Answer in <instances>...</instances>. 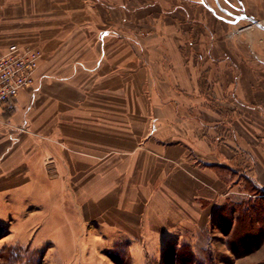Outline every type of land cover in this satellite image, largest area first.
<instances>
[{
  "label": "crops",
  "instance_id": "1",
  "mask_svg": "<svg viewBox=\"0 0 264 264\" xmlns=\"http://www.w3.org/2000/svg\"><path fill=\"white\" fill-rule=\"evenodd\" d=\"M125 1L0 0V50L17 43L43 52L35 85L0 122V199L5 191L14 198L40 191L76 202L83 215L96 208L99 230L112 237L180 241L202 256L227 202L262 199L243 189L241 153L225 146V128L232 120L241 132L244 117L227 105L228 95L235 90L253 104L257 88L242 80L239 89L227 87L226 74L210 65L203 72L197 56L162 54L165 40L180 48L196 38L195 27L183 30L179 19L169 38L157 25L152 44H135L122 32L129 25L113 21L131 13L115 7ZM164 1L134 10L194 14L180 4L190 0H172L168 9ZM205 76L216 79L210 89L218 102L200 85ZM229 105L236 117L229 118ZM249 153L255 161L245 178L264 191V154ZM86 222L93 232L95 223Z\"/></svg>",
  "mask_w": 264,
  "mask_h": 264
},
{
  "label": "rangeland",
  "instance_id": "2",
  "mask_svg": "<svg viewBox=\"0 0 264 264\" xmlns=\"http://www.w3.org/2000/svg\"><path fill=\"white\" fill-rule=\"evenodd\" d=\"M150 2L151 0H126L125 3L115 4V7L123 9L127 6L131 8L129 15L121 17L117 13L113 18L114 22L122 21L129 25L128 30L126 25L124 26V36L136 42L135 44H148L155 39L156 35L152 31L154 26H162V37L165 39L169 38V31L172 30L175 20L181 21L183 30L188 28L184 27V24L190 23L189 28L195 27L196 38L183 42L180 48H173L171 41L165 40L167 45L162 47V54L172 53L176 49L178 54L197 56L200 58L197 66L201 67L203 72L210 65L216 66L226 74L227 87L234 86L239 89L238 81L240 83L242 80L245 88H257V101L253 104L240 101L235 90L230 92L228 100L226 99L227 105L234 104L237 115L244 117L237 123L241 132L233 126L232 120V127L225 128L227 151L231 149L229 151L241 153L243 189L254 198H262L257 199L255 217L249 218L253 225L249 227V222L247 225L241 222V210L247 204L255 202H227L215 216L209 239L212 245L204 250L202 256H198L190 245L180 241L174 244L169 242L164 246L165 242L162 245L149 241L135 242L101 232L98 228L99 219L96 220L98 217L95 216L96 208L90 214L88 212L83 215L76 202H69L68 199L67 202H57L50 197L42 198L40 191L29 190L20 192L18 197L14 198L13 191H5L0 199V264H181L179 256L188 249L193 252L198 264H250L253 261L257 264L258 260V263L264 261V246L242 258L235 256L228 246V243L235 241L238 236L251 233L254 238H260L264 231V191L255 188L253 183L245 178L252 162L255 161L249 158V151L256 150L264 154V29L244 18L248 15L264 24V5L257 0L181 2L183 7L194 8V14L191 16L184 12L171 15L172 11L159 16L137 13L134 10L152 4ZM164 3L165 8L168 9L170 5L172 7V0H166ZM204 29L209 32L202 31ZM116 30L114 34L121 33L120 29ZM142 46L148 50L151 45ZM202 56L209 58L203 60ZM241 75L245 76V79H241ZM213 77L200 78V85L205 86V89L215 87L216 79ZM212 90H209L211 102H218L219 94ZM227 110L229 118L236 117L230 105ZM6 123L3 122V125ZM242 198L250 199L249 196ZM26 200L29 202H25ZM262 207L263 211L260 210ZM92 216L94 218L89 220ZM237 219L240 222L237 223ZM86 220L95 223L93 232L89 231ZM239 226H242V230H239Z\"/></svg>",
  "mask_w": 264,
  "mask_h": 264
},
{
  "label": "built area",
  "instance_id": "3",
  "mask_svg": "<svg viewBox=\"0 0 264 264\" xmlns=\"http://www.w3.org/2000/svg\"><path fill=\"white\" fill-rule=\"evenodd\" d=\"M43 52L14 43L0 50V122L16 110L19 94L35 85Z\"/></svg>",
  "mask_w": 264,
  "mask_h": 264
},
{
  "label": "trees",
  "instance_id": "4",
  "mask_svg": "<svg viewBox=\"0 0 264 264\" xmlns=\"http://www.w3.org/2000/svg\"><path fill=\"white\" fill-rule=\"evenodd\" d=\"M256 207L258 206L256 205L255 202L254 204H247L244 208H242L243 210H241L242 213L241 222L243 224L247 225V223L249 222V227L253 225L249 221V218H253V216L255 217L256 215L255 213L257 211ZM260 210L263 211V207ZM238 222H240L239 219H237V223ZM239 230H242V226H239ZM228 246L231 249V251L235 254V256H237L238 258L246 257L254 252H257L264 246V231L262 232L260 238H254V236H252L251 233L248 235H242L240 237L238 236L235 241L233 240V242H229ZM179 257L181 264H198L197 262H195L193 252L190 249L186 250L184 254H181V256ZM257 264H264V261H261L260 263Z\"/></svg>",
  "mask_w": 264,
  "mask_h": 264
},
{
  "label": "water",
  "instance_id": "5",
  "mask_svg": "<svg viewBox=\"0 0 264 264\" xmlns=\"http://www.w3.org/2000/svg\"><path fill=\"white\" fill-rule=\"evenodd\" d=\"M244 18L250 20L252 23L257 25L259 28L264 29V24L261 23L260 21H258L257 19H255V18H253L251 16H248V15H245Z\"/></svg>",
  "mask_w": 264,
  "mask_h": 264
}]
</instances>
